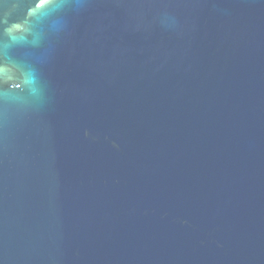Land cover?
Segmentation results:
<instances>
[{
  "label": "water",
  "instance_id": "95a60500",
  "mask_svg": "<svg viewBox=\"0 0 264 264\" xmlns=\"http://www.w3.org/2000/svg\"><path fill=\"white\" fill-rule=\"evenodd\" d=\"M0 264H264V0H0Z\"/></svg>",
  "mask_w": 264,
  "mask_h": 264
}]
</instances>
